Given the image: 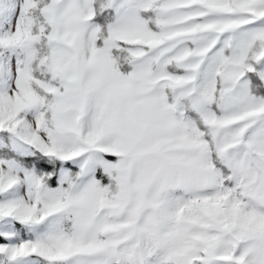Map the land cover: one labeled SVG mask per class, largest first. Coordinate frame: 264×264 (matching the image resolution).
I'll use <instances>...</instances> for the list:
<instances>
[{
	"label": "snow or ice",
	"instance_id": "obj_1",
	"mask_svg": "<svg viewBox=\"0 0 264 264\" xmlns=\"http://www.w3.org/2000/svg\"><path fill=\"white\" fill-rule=\"evenodd\" d=\"M0 264H264V0H0Z\"/></svg>",
	"mask_w": 264,
	"mask_h": 264
}]
</instances>
